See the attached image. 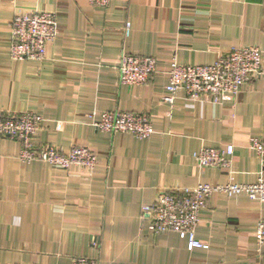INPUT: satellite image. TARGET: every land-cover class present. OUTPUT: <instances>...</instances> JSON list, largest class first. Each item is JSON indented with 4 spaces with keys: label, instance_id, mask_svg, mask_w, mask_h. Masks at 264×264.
Listing matches in <instances>:
<instances>
[{
    "label": "crops",
    "instance_id": "obj_1",
    "mask_svg": "<svg viewBox=\"0 0 264 264\" xmlns=\"http://www.w3.org/2000/svg\"><path fill=\"white\" fill-rule=\"evenodd\" d=\"M18 8L57 15L59 36L43 61L10 57ZM245 45L264 48V0H113L108 7L0 0V110L36 112L43 118L39 143L65 152L83 145L97 156L92 173L26 163L16 140L0 138V264H73L78 256L99 264H264L256 237L264 202L247 195L210 198L196 231L207 248L189 249L184 232L155 234L143 215L159 190L264 175V158L249 147L264 137V73L219 101L183 92L165 100L173 60L211 64ZM128 53L156 58L146 84H121ZM114 110L148 112L154 134L98 130L95 122ZM229 144L231 169L198 167L194 156L203 146Z\"/></svg>",
    "mask_w": 264,
    "mask_h": 264
},
{
    "label": "built area",
    "instance_id": "obj_2",
    "mask_svg": "<svg viewBox=\"0 0 264 264\" xmlns=\"http://www.w3.org/2000/svg\"><path fill=\"white\" fill-rule=\"evenodd\" d=\"M94 6L108 7L113 0H89ZM127 22L126 33L130 29ZM10 57L13 60H38L46 58L47 46L54 42L60 32L57 15L46 10L24 11L18 8L11 23ZM264 48L254 45L237 46L226 54H219L211 64H180L173 60L166 85L169 95L165 100L173 102L183 92L191 100L205 95L215 101L228 92L238 94L241 87L264 73ZM157 71V60L153 56L137 53L124 54L119 64L120 82L128 86L146 84ZM42 116L36 112H9L0 110V138L16 140L20 149L18 158L22 162L44 161L63 169L80 168L94 172L96 154L83 145H73L69 152L52 143H39ZM98 130L109 133H131L140 139L152 136L155 127L148 112L106 111L95 122ZM249 147L264 158V137H253ZM235 147L203 146L196 154L199 168L217 167L231 169ZM215 194L229 198L241 195L264 202V175L255 182L238 183L232 179L226 183H198L193 186L159 190L154 202L143 206V215L150 220L155 234L184 232L189 235V249L207 248L208 244L196 236L200 224V212ZM259 244H264V219L256 229ZM97 244V239L93 238ZM73 264H99L94 257L78 256Z\"/></svg>",
    "mask_w": 264,
    "mask_h": 264
}]
</instances>
